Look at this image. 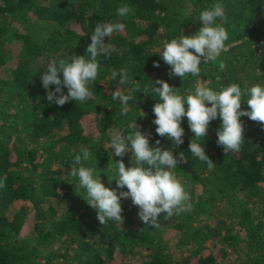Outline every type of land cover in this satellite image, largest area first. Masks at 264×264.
Returning a JSON list of instances; mask_svg holds the SVG:
<instances>
[{"label": "trees", "instance_id": "16d2710c", "mask_svg": "<svg viewBox=\"0 0 264 264\" xmlns=\"http://www.w3.org/2000/svg\"><path fill=\"white\" fill-rule=\"evenodd\" d=\"M217 4L223 17L214 26H223L228 39L216 62L201 58L199 76L170 78L159 56L163 42L193 35L199 13ZM122 5L132 9L124 18L117 15ZM117 20L126 27L103 40L113 51L97 57L91 98L49 105L39 73L57 53L84 55L97 23ZM120 69L132 78L127 84L111 79ZM156 79L185 96L201 84L216 92L233 83L242 91L264 87V0H0V264H264V127L240 117L244 141L224 154L216 143L221 120L210 121L199 140L215 163L208 170L188 150L195 137L186 118L178 147L155 132ZM116 91L133 96L126 116L112 98ZM134 123L149 147L183 152L187 163L171 171L192 207L169 218L161 213L155 228L138 218L131 198L121 199L122 232L115 221L99 223L69 171L88 148L92 155L81 165L117 194L127 191L117 188L115 162L132 166L131 153L116 157L110 141L115 132H133ZM12 204L19 210L8 213Z\"/></svg>", "mask_w": 264, "mask_h": 264}, {"label": "clouds", "instance_id": "9594fccd", "mask_svg": "<svg viewBox=\"0 0 264 264\" xmlns=\"http://www.w3.org/2000/svg\"><path fill=\"white\" fill-rule=\"evenodd\" d=\"M131 11L128 5H122L118 7L117 15L124 18ZM217 17H223L222 6L219 4L199 13L197 19L201 27L193 35H181L178 39L163 42L159 56L169 66L170 78H183L187 74L199 76L201 58L203 61L216 62L225 47L224 42L228 39V33L223 26H214ZM125 27L119 20L97 23L84 55L61 58L62 54L57 53L56 58L39 73L49 105L55 103L63 106L69 101L84 102L91 98L88 84L97 78V57L100 54L110 56L113 51L103 40L111 37L114 32H123ZM153 66L159 67V63L154 62ZM219 67L223 70L225 64L221 61ZM117 77L121 85L132 79L125 69H120L119 72L112 70L111 79L115 80ZM50 85L54 86L51 90ZM63 89H67L66 94ZM150 90L159 98V102L152 107L155 132L160 137L170 138L178 147L184 142L181 120L186 118L192 137H195L190 140L188 150L199 160L206 162L208 170H212L215 163L206 155L199 140L206 136L210 121L218 116L221 120L216 131V143L222 146L224 154L229 151L238 152L244 141L240 117L246 116L252 121L260 122L264 127V87L258 84L242 91L238 84L233 83L219 92L201 84L195 88L194 94L185 96L179 94V89L171 87L166 81L156 79ZM242 97H247L244 99L247 110L241 107ZM112 98L120 100L121 114L126 116L130 110L129 101L133 99L131 92L122 94L116 91L112 93ZM132 127L134 131L127 136L119 132L113 133L110 141V148L116 157L131 153L132 166L126 168L122 160L115 162L117 188L126 187L127 191L117 194L115 190L105 187L99 177H94L93 169L81 165L82 160L86 161L92 155L88 148H81L69 171L71 176L78 177L79 186L86 190L85 200L96 210L99 223L104 225L109 220L115 221L122 232L124 218L121 215V199L131 198L132 204L139 208L138 218L145 225L155 228L160 226L158 217L161 213L169 218L189 211L192 207L189 194L171 171L178 164L187 163L183 152L177 157L168 149L151 148L148 138L138 130L135 123ZM159 143L157 140L156 144ZM2 186L3 181H0V187Z\"/></svg>", "mask_w": 264, "mask_h": 264}, {"label": "rangeland", "instance_id": "374dc122", "mask_svg": "<svg viewBox=\"0 0 264 264\" xmlns=\"http://www.w3.org/2000/svg\"><path fill=\"white\" fill-rule=\"evenodd\" d=\"M27 205V210L31 209V204L29 202L25 203ZM19 210V206H16L15 204H12L9 209H8V213H12Z\"/></svg>", "mask_w": 264, "mask_h": 264}]
</instances>
